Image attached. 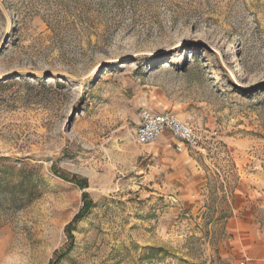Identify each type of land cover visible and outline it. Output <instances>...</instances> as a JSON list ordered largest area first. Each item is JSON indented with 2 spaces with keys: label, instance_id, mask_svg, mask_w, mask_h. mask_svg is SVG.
<instances>
[{
  "label": "rangeland",
  "instance_id": "rangeland-1",
  "mask_svg": "<svg viewBox=\"0 0 264 264\" xmlns=\"http://www.w3.org/2000/svg\"><path fill=\"white\" fill-rule=\"evenodd\" d=\"M142 110L201 149L138 145ZM241 241L264 242V0H0V264H230Z\"/></svg>",
  "mask_w": 264,
  "mask_h": 264
},
{
  "label": "built area",
  "instance_id": "built-area-1",
  "mask_svg": "<svg viewBox=\"0 0 264 264\" xmlns=\"http://www.w3.org/2000/svg\"><path fill=\"white\" fill-rule=\"evenodd\" d=\"M165 133L177 141L175 144L177 152L201 149V135L175 115L168 112L154 113L149 110L140 112L134 132V141L138 145L150 144ZM211 135H216V132L212 131Z\"/></svg>",
  "mask_w": 264,
  "mask_h": 264
},
{
  "label": "crops",
  "instance_id": "crops-1",
  "mask_svg": "<svg viewBox=\"0 0 264 264\" xmlns=\"http://www.w3.org/2000/svg\"><path fill=\"white\" fill-rule=\"evenodd\" d=\"M239 243L240 244L232 242L228 245H225L221 251V256L223 259L228 261L230 264H234L236 262L234 260L236 257L245 259V261H247L246 264H264V242L262 244H258L261 246V251L250 249V247L242 241Z\"/></svg>",
  "mask_w": 264,
  "mask_h": 264
},
{
  "label": "trees",
  "instance_id": "trees-1",
  "mask_svg": "<svg viewBox=\"0 0 264 264\" xmlns=\"http://www.w3.org/2000/svg\"><path fill=\"white\" fill-rule=\"evenodd\" d=\"M82 215V214H81ZM79 214L78 215H76L74 218H73V220H72V222L71 223H69L66 227H65V232L66 233H68V234H70V232H71V228H72V223H75L78 219H79ZM81 217V216H80ZM57 260L58 259H56L55 261H53V262H49V264H56L57 263Z\"/></svg>",
  "mask_w": 264,
  "mask_h": 264
}]
</instances>
